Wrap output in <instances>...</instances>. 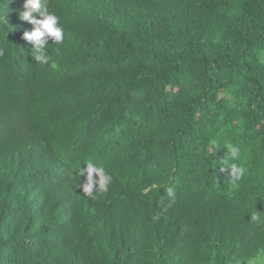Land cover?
<instances>
[{
    "label": "trees",
    "instance_id": "trees-1",
    "mask_svg": "<svg viewBox=\"0 0 264 264\" xmlns=\"http://www.w3.org/2000/svg\"><path fill=\"white\" fill-rule=\"evenodd\" d=\"M6 2L0 152L43 140L34 128L63 105L57 124L93 131L113 182L95 198L76 174L32 186L2 154L0 264H264V0H48L64 42L31 72L24 0ZM228 145L246 170L235 184Z\"/></svg>",
    "mask_w": 264,
    "mask_h": 264
},
{
    "label": "clouds",
    "instance_id": "clouds-1",
    "mask_svg": "<svg viewBox=\"0 0 264 264\" xmlns=\"http://www.w3.org/2000/svg\"><path fill=\"white\" fill-rule=\"evenodd\" d=\"M19 18L21 19L20 27L24 31L22 38L25 40L26 46L24 49H17L18 64H26L27 66L24 67L28 70L27 72L40 70V66L51 62L49 45H60L64 42L65 33L60 23V17L48 9V0H24L23 11L19 13ZM4 54V49L0 48V57ZM64 101H66L64 105L70 104L69 99ZM62 106L57 107L54 113L49 115L48 118L54 119V125L50 130L49 128H39L36 124L37 128H34V131L44 132L43 140H30L26 148L22 150L11 145L9 148L1 150L0 156L4 154V160H10L18 172L29 175L28 182L24 181L25 184L34 186L48 180L64 179L70 186L69 177L76 174L75 176L80 179L84 196L89 198L104 197L113 182V176L104 168L102 155L97 150L92 138L93 131H89L90 129L74 131V124L69 122L57 124L62 118L58 115ZM24 121L33 128L32 118L28 117ZM24 121L12 132L7 133V136L14 137L15 133L20 130V126H26ZM49 133L56 136L52 152L44 148L48 141V135H51ZM240 157V147L228 145L221 164H219L220 170L227 171L233 184L238 182L246 171L238 163ZM135 193L134 189L130 195L125 197L122 208L130 210L134 203ZM168 195L174 196L172 188L168 189ZM251 219L257 221L260 218L253 215ZM118 220V214L114 212L108 214V224L118 228ZM246 223L242 220L243 226Z\"/></svg>",
    "mask_w": 264,
    "mask_h": 264
}]
</instances>
